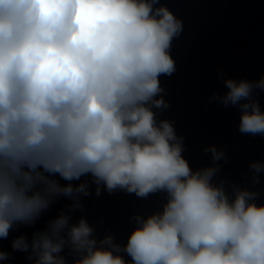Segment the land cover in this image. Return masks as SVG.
<instances>
[{
	"label": "clouds",
	"instance_id": "9594fccd",
	"mask_svg": "<svg viewBox=\"0 0 264 264\" xmlns=\"http://www.w3.org/2000/svg\"><path fill=\"white\" fill-rule=\"evenodd\" d=\"M183 21L161 0H0V240L33 226L55 199L72 201L44 230L13 238L32 264H264V203L248 187L215 181L220 160L193 170L160 77L176 63ZM239 131L264 136L259 80L223 81ZM259 184L264 162L250 164ZM59 176L67 184H60ZM90 176L91 183L80 181ZM102 189L139 198L165 193L162 210L132 219L125 244L97 239L81 196ZM67 249L69 261L62 253ZM11 253L0 250V262ZM127 256L130 259H125Z\"/></svg>",
	"mask_w": 264,
	"mask_h": 264
},
{
	"label": "water",
	"instance_id": "95a60500",
	"mask_svg": "<svg viewBox=\"0 0 264 264\" xmlns=\"http://www.w3.org/2000/svg\"><path fill=\"white\" fill-rule=\"evenodd\" d=\"M183 21V31L172 42L171 56L176 71L171 76H161L164 88L161 93L169 107L156 110L157 119L173 122L176 134L183 137L182 155L193 170L210 166L211 153L205 149L215 146L223 150L227 160L218 161L216 182L248 187L259 191L257 203H264V172L259 173V184L252 183L250 164L264 162V136L245 135L239 131L240 110L237 106L225 107L213 94L224 95L227 91L223 81L227 78L249 81L264 77V0H161ZM261 110L264 111V90H255ZM60 184H67L59 176ZM88 181L90 176L73 181L74 185ZM81 196L82 209L71 211L70 222L81 217L95 229L94 235L101 239L112 235L115 242L125 244L136 226L135 214L148 216L162 210L165 193H155L147 198L116 191H101ZM72 201L65 197L55 199L49 209L33 226L17 225L7 239L0 240V250L11 253L0 264H32L28 253L13 251V238L44 230L48 222L61 211H68ZM67 256V249L62 253ZM71 261L72 256H67ZM125 259H130L125 256Z\"/></svg>",
	"mask_w": 264,
	"mask_h": 264
}]
</instances>
